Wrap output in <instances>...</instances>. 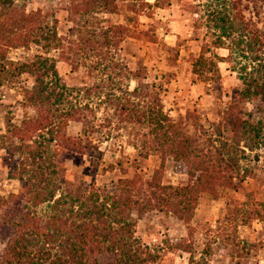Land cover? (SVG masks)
Wrapping results in <instances>:
<instances>
[{"label":"trees","instance_id":"16d2710c","mask_svg":"<svg viewBox=\"0 0 264 264\" xmlns=\"http://www.w3.org/2000/svg\"><path fill=\"white\" fill-rule=\"evenodd\" d=\"M24 1L0 0V85L7 68L29 75L32 85L20 96L35 111L34 117L9 124L0 134V148L13 159L7 179L19 183L16 193L0 196V264H154L157 256L134 237L136 220L156 211L189 223L198 194L215 197L219 188L235 189L252 173L241 161L257 163L264 152V0H205L204 26L211 31V45L227 51L226 62L234 65L240 86L230 90L216 122L191 133L163 110L152 86L142 84L139 71L114 61L110 51L137 33L111 23L95 30L97 13L124 10L149 18V3L68 0L71 26L62 37L38 10L26 12ZM29 45L40 50L30 60L5 57L9 50ZM53 50L69 55L73 64L81 59L88 74L99 73L89 86L75 88L80 102H70L71 90L46 56ZM88 57L93 60L85 64ZM191 71L209 73L208 82L219 79L215 63L201 55ZM129 82L134 84L131 89ZM91 99L96 103L89 104ZM70 123L79 126L74 136L66 135ZM120 131L125 140L119 134L113 139L140 158L156 157L159 167L146 179L136 174L96 186L99 146ZM74 159L86 164L82 175L89 182L68 191L61 187L57 165ZM165 160L185 168L186 182L161 184Z\"/></svg>","mask_w":264,"mask_h":264},{"label":"rangeland","instance_id":"374dc122","mask_svg":"<svg viewBox=\"0 0 264 264\" xmlns=\"http://www.w3.org/2000/svg\"><path fill=\"white\" fill-rule=\"evenodd\" d=\"M144 1L151 5L146 10L149 18L135 17L124 10L107 16L97 13L98 29L95 30L111 23L137 33V38L125 37L110 51L114 61L128 70L139 71L142 84L152 86L163 110L173 120L180 121L185 132L206 128L217 121L230 90L240 86L234 65L226 62L227 51L211 45V31L204 26L206 1ZM24 5L26 12L38 10L48 26H54L58 36L68 35L71 26L67 15L68 0H25ZM262 13L264 15V6ZM244 16L257 21L250 14ZM144 32L148 33L146 37L142 35ZM37 53H40L38 47L29 45L9 50L5 57L12 62H24ZM200 55L215 63L219 79L208 82L205 77L209 73L206 76L192 74L191 63ZM46 56L53 59L60 82L71 90L70 102H80L75 88L83 84L89 86L99 73L88 74L81 59L78 65L73 64L69 55L60 56L56 50ZM90 60L93 59L88 57L84 63ZM7 71L0 85V134L9 124L16 125L35 116L34 109L24 105L20 96L23 88L32 85V78L24 73L18 75L13 68ZM128 86L131 89L134 84L129 82ZM95 103L91 99L89 104ZM245 108L251 110L252 103ZM96 117L101 118L100 111ZM78 132V125L68 124L66 135L74 136ZM118 134L122 136L121 142L125 140L122 131L112 132L99 146L102 158L94 177L96 186L136 174L146 179L159 167L156 157L140 158L131 147L113 139ZM259 154L257 163L251 158L241 161V166L252 167V173L235 189L219 188L215 197L206 192L198 194L189 223L156 211L136 220L134 237L157 256L154 264H264V173L261 171L264 152L261 150ZM12 160L0 148V196L16 193L19 189L16 180L7 179ZM85 166L79 159L64 160L57 165L58 179L63 180L61 187L74 191L87 184L89 178L82 175ZM161 168V184L176 186L186 182L185 168L181 164L165 160Z\"/></svg>","mask_w":264,"mask_h":264}]
</instances>
